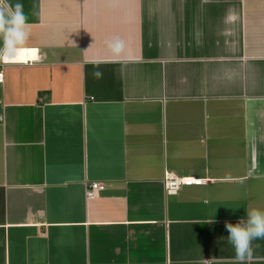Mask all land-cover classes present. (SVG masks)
<instances>
[{"label":"crops","instance_id":"obj_1","mask_svg":"<svg viewBox=\"0 0 264 264\" xmlns=\"http://www.w3.org/2000/svg\"><path fill=\"white\" fill-rule=\"evenodd\" d=\"M16 2L42 59L0 64V264L233 259L224 222L264 209V0Z\"/></svg>","mask_w":264,"mask_h":264},{"label":"clouds","instance_id":"obj_2","mask_svg":"<svg viewBox=\"0 0 264 264\" xmlns=\"http://www.w3.org/2000/svg\"><path fill=\"white\" fill-rule=\"evenodd\" d=\"M238 14L229 9L223 23L234 25L238 21ZM227 33L229 28H225ZM31 36L29 15L20 2L0 0V64L37 62L42 59L39 50L28 46ZM108 50L113 54H120L124 42L119 37L110 38L105 42ZM93 75L99 77L101 73L94 70ZM0 83L3 74L0 73ZM228 233L227 243L232 246L234 258L227 260L219 257L203 259L198 264H258L264 257L254 255L253 242L264 239V209L251 208L246 210V218H240L235 224L224 222Z\"/></svg>","mask_w":264,"mask_h":264},{"label":"built area","instance_id":"obj_3","mask_svg":"<svg viewBox=\"0 0 264 264\" xmlns=\"http://www.w3.org/2000/svg\"><path fill=\"white\" fill-rule=\"evenodd\" d=\"M207 183H209V180L193 177H179L171 172H166L164 178V186L168 195H176L185 187L204 186ZM106 188V185L103 183L96 182L90 184L86 188V199L90 201L98 198L99 195L106 190Z\"/></svg>","mask_w":264,"mask_h":264}]
</instances>
